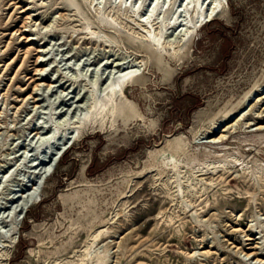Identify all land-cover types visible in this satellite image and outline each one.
<instances>
[{
    "label": "rangeland",
    "instance_id": "374dc122",
    "mask_svg": "<svg viewBox=\"0 0 264 264\" xmlns=\"http://www.w3.org/2000/svg\"><path fill=\"white\" fill-rule=\"evenodd\" d=\"M166 1L0 0V264H264V0Z\"/></svg>",
    "mask_w": 264,
    "mask_h": 264
},
{
    "label": "bare ground",
    "instance_id": "6f19581e",
    "mask_svg": "<svg viewBox=\"0 0 264 264\" xmlns=\"http://www.w3.org/2000/svg\"><path fill=\"white\" fill-rule=\"evenodd\" d=\"M159 0H153L151 6H150V9L152 6L155 5V7H153V9L150 11V13L152 14L151 16L149 15V17H146L148 18L147 21L153 17V15L155 14V12H157V10H159ZM227 0H212L209 7H208V10L206 11V14L204 15V19L205 21L206 20H211V18L213 17V15H215L214 17H216L220 12L223 11V4L226 3ZM167 1L165 0V4ZM189 3V2H188ZM189 6V4L187 5ZM197 7L198 5H195L194 6V10L195 12L197 11ZM164 8V7H163ZM163 8L161 9L163 11ZM170 9V8H169ZM174 11V10H173ZM177 12V11H176ZM161 14V12H160ZM200 14V13H199ZM146 16V15H145ZM214 17L212 19H214ZM28 19H31L28 18ZM143 22V21H142ZM146 23V22H145ZM150 23V22H149ZM148 24V22L146 23ZM199 24V23H198ZM189 28V27H188ZM191 28V27H190ZM191 34L188 30L186 31V36ZM24 36V35H23ZM185 36V34H184ZM188 37V36H187ZM149 40H153L151 39L150 37H148ZM31 39V38H30ZM32 42V40L30 41ZM154 46L156 47V49L158 50L159 49V46H160V41L157 42V40L154 38ZM45 51H39L38 53L41 54V56L39 57V60H38V63H37V66L39 67V70H38V74H37V78L35 80V82H37V84L35 85L34 87V92H36V95H37V91L43 86V87H46V89H48L49 91H56L58 89H61L62 91H67L68 88H66V83H61L58 78L56 79H52V77L50 76V74H45V71L47 70V67L49 66L48 65V60H46L45 58H43V53ZM113 62V61H112ZM94 64V63H93ZM91 64V65H93ZM131 69V68H130ZM140 74L137 73V71L135 70H123L122 74L120 75L119 79L116 80L112 85H110L106 90V100L108 101L110 105V108H106V113L107 116L109 117V115H111V117H114L116 118V109H115V106L117 105V101H118V98L120 96H124L125 95V88L127 85H130V84H133L134 81L137 79V77H139ZM50 81L49 83H46V81ZM78 82V81H77ZM47 84V85H45ZM69 85V84H68ZM74 92V91H73ZM69 94V92H68ZM79 95V94H78ZM68 97V95H67ZM66 97V98H67ZM72 98H76L77 101H82V98H80L79 96L77 97V94L76 96L72 97ZM70 98V99H72ZM33 100V103L36 104L38 103V101H40L39 98H31ZM76 101V102H77ZM106 116V115H105ZM245 117V116H244ZM234 126V125H233ZM232 127V126H231ZM45 129V127H42V128H39V129H35L36 130V133H35V136H40L43 133V130ZM229 129V128H228ZM257 129L262 131L264 130V125H259L257 126ZM46 130V129H45ZM227 130V129H225ZM47 132V131H46ZM226 131H223L221 135H219L218 138L214 139V141H212V143L214 144H219V142L221 141V143L226 139L227 135H225ZM50 133V132H49ZM49 133H46V134H49ZM75 140V139H74ZM69 143H65V147L63 148H66ZM62 151L64 149H61ZM60 151V153L62 152ZM59 153V154H60ZM58 154V155H59ZM56 161V160H55ZM54 162V161H53ZM212 182H215L214 180H211ZM211 182V183H212ZM210 183V184H211ZM215 184H218L215 182ZM36 198V197H35ZM31 200V199H29ZM29 202V201H28ZM31 202V201H30ZM29 202V203H30ZM192 202V201H191ZM29 205V204H28ZM27 208V203L23 206L22 208V211L21 213H23L25 211V209ZM23 215V214H22ZM104 232L101 231L100 234H102ZM100 235H98L95 239H94V243L97 242L98 238H99ZM248 241V240H247ZM249 241H252V240H249ZM243 249H246V247L242 248L241 250ZM258 248L257 247H253V248H249V250H257ZM246 257H251L252 259H255L257 263H264V257H262L257 251H254L253 253H250L249 255H245Z\"/></svg>",
    "mask_w": 264,
    "mask_h": 264
},
{
    "label": "water",
    "instance_id": "95a60500",
    "mask_svg": "<svg viewBox=\"0 0 264 264\" xmlns=\"http://www.w3.org/2000/svg\"><path fill=\"white\" fill-rule=\"evenodd\" d=\"M22 214L24 215L25 214V211Z\"/></svg>",
    "mask_w": 264,
    "mask_h": 264
},
{
    "label": "trees",
    "instance_id": "16d2710c",
    "mask_svg": "<svg viewBox=\"0 0 264 264\" xmlns=\"http://www.w3.org/2000/svg\"><path fill=\"white\" fill-rule=\"evenodd\" d=\"M90 168V166L88 167V169Z\"/></svg>",
    "mask_w": 264,
    "mask_h": 264
}]
</instances>
